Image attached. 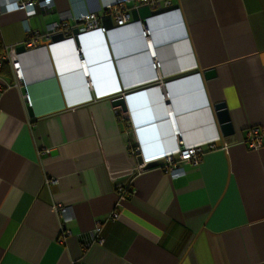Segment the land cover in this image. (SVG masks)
<instances>
[{
  "label": "crops",
  "instance_id": "obj_1",
  "mask_svg": "<svg viewBox=\"0 0 264 264\" xmlns=\"http://www.w3.org/2000/svg\"><path fill=\"white\" fill-rule=\"evenodd\" d=\"M171 2L174 11L123 26L101 0L0 15L1 47L22 46L25 23L43 33L62 18L74 26L79 12L112 21L80 31L79 47L65 36L18 54L24 87L7 62L0 69V264H264V138L259 150L245 144L248 128L264 130V0ZM165 93L182 145L205 148L174 177L147 167L178 149ZM217 103L233 130L223 140ZM121 183L130 197L120 199Z\"/></svg>",
  "mask_w": 264,
  "mask_h": 264
},
{
  "label": "built area",
  "instance_id": "obj_2",
  "mask_svg": "<svg viewBox=\"0 0 264 264\" xmlns=\"http://www.w3.org/2000/svg\"><path fill=\"white\" fill-rule=\"evenodd\" d=\"M101 5L103 10L109 13L110 17L114 20L117 26H123L131 21L130 9L138 8L141 6H147L151 12L163 10L172 6L171 0H101ZM128 5H131L129 7ZM54 6L53 0H0V15L8 13L12 10H19L25 13L26 17L35 14L37 9H51ZM98 16L96 14L79 12L76 16L72 18L73 22H80L83 27L79 29V32H89V31H100L105 32L104 27L98 25ZM24 32L27 35V40L22 45L25 49H31L38 46L41 42H50L53 34L57 32H62L65 36L71 37V25L65 20L60 19L59 21L49 23L45 26L43 33L35 32L24 26ZM81 33V32H80ZM142 36L146 40L147 44L150 43V31L144 26L142 31ZM71 39V38H69ZM17 45H7L1 47L0 51V69L2 65L7 62L12 71L14 78L16 80L15 85L24 87L22 81V69L18 61ZM76 55L80 58L79 65L82 73L88 77L89 73L86 70L85 60L81 58L82 49L77 48L75 50ZM153 57L152 66L154 68L159 67V62L156 61L155 55L152 52ZM86 86L90 88L92 86L91 81H86ZM2 87L0 86V91ZM162 102L167 108V118L171 126L172 136L177 142L178 149L175 154H165L161 160L163 161L162 167L164 171L171 177L177 176L181 173V168L185 165H196L200 162L205 148L202 146L185 147L182 145L181 133L176 125L174 113L169 110L170 101L168 94L165 93L161 96ZM23 101L26 107L31 106V100L27 93H24ZM245 144L250 150H259L263 146L264 130L259 127H250L246 132ZM220 139H225L221 137ZM209 148H214V144H210ZM137 149L133 150L134 154H137ZM176 156V158H174ZM146 168L144 163L138 164L137 170L141 171ZM116 189L119 193L120 199L130 197L133 191L130 190L125 183L118 184ZM57 213L64 226L66 222L70 220L66 216V208L61 206L57 207ZM119 217L117 211H113L106 218L107 221H116ZM100 226L97 224L95 228V239L99 243H102V237L99 235ZM69 235V231L62 228L61 240L65 239Z\"/></svg>",
  "mask_w": 264,
  "mask_h": 264
},
{
  "label": "water",
  "instance_id": "obj_3",
  "mask_svg": "<svg viewBox=\"0 0 264 264\" xmlns=\"http://www.w3.org/2000/svg\"><path fill=\"white\" fill-rule=\"evenodd\" d=\"M175 9H176V6H171L163 10L151 12L147 6H141V7H138L137 9L131 10L130 15L132 17V20L135 22L146 21L150 18L174 11ZM79 24L81 23L75 22V25L71 26V37H72V40L75 42V45L78 47L80 45V35H81V33L79 32V28H78ZM102 24L104 25L105 29H111L112 28L111 18L103 19ZM64 40H65L64 34L62 32H57L52 35L51 41L47 45H43V46L55 45V44L63 42ZM24 52H25L24 47L19 46L17 48L18 54H22ZM203 76L206 80H209L214 77V71L213 70L205 71L203 72ZM29 111H30V114L32 115V112L30 109ZM213 111H214L215 118H216V121H217V124L219 126L222 136L223 137L231 136L233 134V130L230 124L227 109L225 108L224 104L223 103L215 104L213 106ZM174 158H176V156ZM162 163H163L162 160L151 162L147 164V167L154 168V167L162 165Z\"/></svg>",
  "mask_w": 264,
  "mask_h": 264
},
{
  "label": "trees",
  "instance_id": "obj_4",
  "mask_svg": "<svg viewBox=\"0 0 264 264\" xmlns=\"http://www.w3.org/2000/svg\"><path fill=\"white\" fill-rule=\"evenodd\" d=\"M0 50H1V46H0Z\"/></svg>",
  "mask_w": 264,
  "mask_h": 264
}]
</instances>
